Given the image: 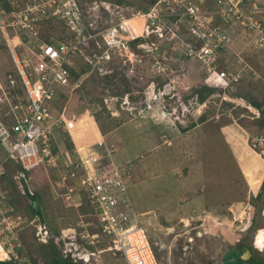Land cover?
<instances>
[{
    "label": "built area",
    "instance_id": "built-area-1",
    "mask_svg": "<svg viewBox=\"0 0 264 264\" xmlns=\"http://www.w3.org/2000/svg\"><path fill=\"white\" fill-rule=\"evenodd\" d=\"M9 4L10 8L0 6V46L5 42L10 46L16 71L0 77V177L6 167L13 168L10 178L18 192L31 199L35 196L31 172L40 169L52 193L68 207H79L86 196L93 210L87 215L97 218L99 229L89 232L87 227L94 222L81 216L78 227L55 234L39 214L30 218L15 210L8 192L0 188V261L20 257L24 249L21 234L28 228L38 242L53 241L63 257L77 263L103 264L102 254L110 252L125 264H160L131 205L126 182L129 171L116 161L117 147L102 136H94L85 145L73 139L71 147L60 145L57 135L68 122L55 114L54 103L71 85L66 66L80 60L91 71L104 73L115 56L125 57L124 62L135 57L136 64L138 55H145L152 70L160 68L154 73H171L174 66L167 52L172 55L170 49L179 48L181 76L189 77L185 63H198L205 84L218 89L202 101L195 93L200 104L217 95L226 102L242 101L259 117L256 107L229 93L245 72H251V66L240 52L234 55L232 67L222 66L221 56L232 43L228 28L233 24L253 33L257 30L255 43L262 41L264 6L244 0H155L146 10L107 0H91L87 10L79 0H9ZM106 16L114 17L109 25H105ZM48 19L62 21L72 40L43 39L40 23ZM133 20L141 27L130 31L127 24ZM135 39L140 40L133 49L130 42ZM148 93L164 97L170 94V84ZM255 143L264 146V135L256 136ZM79 237L90 245L109 243L89 250ZM257 245L264 249V228Z\"/></svg>",
    "mask_w": 264,
    "mask_h": 264
},
{
    "label": "rangeland",
    "instance_id": "rangeland-1",
    "mask_svg": "<svg viewBox=\"0 0 264 264\" xmlns=\"http://www.w3.org/2000/svg\"><path fill=\"white\" fill-rule=\"evenodd\" d=\"M244 1L246 4L256 2L257 5L264 6V0ZM89 3L88 0L81 1L82 9L87 10ZM130 4L135 8L143 6L141 0H131ZM113 19V16H106L105 25L112 23ZM127 25L130 31L141 27V23H136L135 20ZM228 30L232 43L222 54L221 65L232 67L234 55L240 52L239 56L252 68L250 73L243 74L240 93L244 97L263 100L264 37L262 41L255 43L257 30L253 33L236 24L229 26ZM50 33L61 38L65 33L63 23L55 21L40 29L41 37ZM0 48L2 77L9 69L15 71V67L8 48L5 45ZM167 53L174 64L171 73H154L160 68L156 66L152 70L150 58L138 55L137 59L140 60L136 64L135 57L128 62L122 60L125 57L115 58L119 62L118 68L123 70L115 75L118 81L108 77L98 78L97 73L90 70L78 79L73 78L71 85L64 88L54 105L55 114L63 115L68 122L64 130H59L61 140H69L67 132L70 137L73 134L78 145L91 143L93 136H102L116 146L121 125L128 124L133 140L147 138L145 144L150 146L156 142L162 143L163 139L171 142L172 151L164 146L158 152L163 162L157 160V166L152 170L146 167L148 156L142 155L143 159L139 157V150L134 148L135 141L123 152L128 157L138 154L133 160H137V163L132 162L133 166L131 163L126 165L129 171L127 192L161 264H221L226 250L239 243L252 249L253 255L258 256L261 253L257 245L259 235L252 243V236L255 234L252 226L258 228L264 222L259 209L264 202V146L257 145L255 137L264 135V128L251 124L252 109L244 107L245 103L242 101L226 102L216 95L206 101L205 105L200 104L194 96L206 84L199 78V75L202 76L199 64L185 63L189 77L184 78L178 72V57L175 53ZM130 69L132 72H129ZM121 81L123 83L114 86L115 82ZM166 83L170 84V94L160 97L158 94L154 96L148 93L151 88L156 91ZM152 85L155 87H151ZM217 91L218 89L214 92ZM235 92V86L229 90L233 96L236 95ZM244 97L241 96L245 99ZM1 108L4 110L5 107ZM201 118L203 119L200 120ZM81 125L86 132L80 130ZM164 126L170 134L165 132ZM123 129L124 127L122 131L126 133V129ZM126 144L128 142H124L123 148ZM31 173L34 180L32 185L40 191L39 206L45 208L50 203V215L54 216L57 223H51V227H57L59 233L61 229L73 226L71 219L77 215L74 208L67 207L60 197L52 193L50 184L46 183L40 169ZM154 173H163L164 176L155 178L152 177ZM2 189L13 193L12 186ZM43 189L49 191L50 198L43 195ZM259 192L260 199L252 202L253 194L257 195ZM249 205L254 206V212ZM180 211L188 212L185 220L187 218L189 222H185V225L182 223L181 226L178 224L179 229L171 234L169 224H177L173 217ZM250 216L253 217L252 225H249ZM158 225L164 234L157 232ZM175 225L173 228L177 226ZM185 229L193 236L188 238L189 233L187 235ZM27 232L24 231L21 236L24 237ZM158 236L164 246L160 252L154 247ZM25 238L28 239V245L35 241L28 234ZM27 255L30 256V253ZM29 256L19 257V263L46 264L38 259L33 263ZM102 256L104 264H125L121 257H113L110 252H105Z\"/></svg>",
    "mask_w": 264,
    "mask_h": 264
},
{
    "label": "trees",
    "instance_id": "trees-1",
    "mask_svg": "<svg viewBox=\"0 0 264 264\" xmlns=\"http://www.w3.org/2000/svg\"><path fill=\"white\" fill-rule=\"evenodd\" d=\"M0 5H2L3 7L6 8H10V4H9V0H0ZM81 1L83 0H79V3H81ZM91 1V0H88ZM111 1V0H108ZM131 0H112L111 2H115L118 4H122V5H131L130 4ZM143 2V6H141L140 8L143 10L148 9V7L150 5H152L155 0H141ZM55 21H58L56 19H48L45 20L43 22L40 23V29H44L45 25H48V23H53ZM61 23H63L62 21H60ZM64 26V23H63ZM50 36H53V33L51 34H47L46 36H42L45 40H49ZM72 36H69L66 34V32L64 33V35L61 37V39L64 40H72ZM140 39H135L133 41L130 42L132 48H135V43L137 41H139ZM171 51V49H170ZM180 49H174L172 51V53H175L174 55H176L179 58V53ZM118 56L113 57L112 61L108 64V68L106 70V72L104 73H100L97 70H92L93 72L95 71L98 75V78H113L112 80H116L118 81L117 78H115L116 74L120 71H123L121 69L118 68L119 66V62L117 60H115V58ZM120 58V57H118ZM172 61V60H171ZM172 65L173 61H172ZM68 71H69V76H70V80L72 83V79L73 78H80L81 76H83V74L86 73V71L90 70V67L86 64L81 62L80 60H77L73 65H67L66 66ZM91 71V70H90ZM15 75V72H13L11 69H9L8 71H6L2 76L3 78H5L8 75ZM88 74V73H87ZM122 75V74H121ZM160 75V74H159ZM248 75V74H247ZM124 77V75H122ZM125 78V77H124ZM160 78V77H159ZM126 79V78H125ZM127 80V79H126ZM126 80L124 81V83H126ZM129 80V79H128ZM161 81H166L168 79H160ZM244 80V78H241L236 84H235V89H236V95L238 97H244L243 94L240 93V85L242 83V81ZM123 83V81H121L120 83H114V86L116 84H121ZM163 86V85H162ZM128 88V87H127ZM127 88L123 91H126ZM215 89L213 87L207 86V85H203L200 89L197 90V94L199 96V100L202 101L206 98L207 95H209L211 92H213ZM113 92V91H112ZM21 93V91H20ZM246 99V101L248 103H250L252 106L256 107L259 110V117L256 115H252V122L251 124H255V126L259 127L260 129L264 128V99L263 100H257V99H253L249 96L244 97ZM203 118H201L200 120H202ZM62 139V138H61ZM60 145L63 147H71L72 144L71 142H69L68 139L65 138L64 140H60ZM0 150L2 152V147L0 145ZM14 172V169H9L6 167L4 173L1 175L0 177V188H9L12 186V191L8 192V196H9V203L14 207L15 210L19 211L22 214L27 215L28 217H33L35 214H39L40 217L48 224L49 228L51 229V231H54L55 233L58 232V228L56 227H51V223H54L56 220L54 218V216L51 214L50 215V208H49V202L47 204V206L44 208L42 206H39V193L40 191L35 189V196H33L31 199H29L27 196L25 195H21L13 180L10 178L12 176ZM44 174V173H43ZM45 177V175H44ZM46 179V177H45ZM34 181V180H33ZM34 183V182H33ZM46 183H47V179H46ZM48 186V184H47ZM44 190V191H43ZM43 195L45 194L47 197H49V191H47V189H43ZM261 193H257V195L254 193L253 194V198H252V202L255 200H259ZM50 198V197H49ZM48 198V199H49ZM47 199V201H48ZM68 207V206H67ZM72 208V207H69ZM75 210V213H77V215H75V217L73 219H71L72 222L71 225L78 227V222L79 220H81V216H83L84 219H90L91 221L94 222L93 225H89L87 227V229L89 230V232H93L99 229L98 227V221L97 218L93 215H87L89 212H93L92 208L89 206L87 198L85 195H83V203L82 205H80L79 207L75 208L73 207ZM72 208V209H73ZM259 209H262V206L259 207ZM254 206L252 205V212H254ZM261 216L264 218L263 214L261 213ZM253 220V217H252ZM252 220L250 221V225H252ZM56 223V222H55ZM57 224V223H56ZM253 230L255 231V234L252 236V240L254 243V241L257 239V236L259 235V233L263 230L264 228V222L263 224L258 227V228H254ZM79 229H81V227H79ZM78 229V230H79ZM25 231H28L26 234H24V237H22V241H23V245H24V249L21 250V254H20V259L21 257H28L29 255H27L28 253H30L29 256V260L32 261L34 263V260L38 259L42 262H46V264H84V263H77L74 262L71 257H63L60 249L55 245V243H53V241H49V243H40L38 242L35 237H34V233L33 230L25 228ZM80 231V230H79ZM30 235L31 237H33V239L35 241L31 242L30 245H28L27 241L28 239L25 238L26 235ZM78 241L81 243H84L89 250H94L97 248H101L103 245L109 243V241H105V242H100V243H95L94 245H90L87 244L86 240L83 238H78ZM26 243V244H25ZM242 243L237 244L236 246L230 247L226 250V252L223 255V260L221 262V264H264V252L261 251V253L256 256L253 255V250L250 249L247 246H244ZM154 249V248H153ZM103 255V254H102ZM157 256V254H156ZM113 257H116L115 255H113ZM20 259L17 260H13V261H0V264H21ZM102 261H103V256H102ZM35 264H38L37 262H35ZM44 264V263H43ZM104 264V261H103Z\"/></svg>",
    "mask_w": 264,
    "mask_h": 264
},
{
    "label": "crops",
    "instance_id": "crops-1",
    "mask_svg": "<svg viewBox=\"0 0 264 264\" xmlns=\"http://www.w3.org/2000/svg\"><path fill=\"white\" fill-rule=\"evenodd\" d=\"M137 23V22H136ZM198 75V74H197ZM200 77L199 78H201V79H203V76H201V75H199ZM124 127V129H126V133H124L123 131H122V128ZM84 126L83 125H81V126H79V128H81L80 130H82V131H84V132H86L85 131V129L83 128ZM165 127V126H164ZM123 129V130H124ZM168 128H166L165 127V132L167 133H169L170 131L168 130ZM121 132H123L124 133V135H122V133ZM67 135H68V138H69V142H71L72 143V139L74 140V138L75 137H73V134H72V131H71V134H72V137H70V134H68L67 132H65ZM92 134V133H91ZM170 134V133H169ZM56 135H57V133H56ZM156 135V134H155ZM58 137L60 136H62L61 135V133L60 134H58L57 135ZM128 136H129V138H128ZM140 136H142L143 137V135H140ZM164 136H165V134H164ZM94 137V136H93ZM123 138V139H122ZM164 138V137H163ZM120 139V140H119ZM134 138L132 137V132L130 131V126H128V124H122L121 125V127H120V129H119V135L117 136V141H116V146H117V153H116V155H115V159H116V161L118 162V163H120V164H122V165H128V164H132V162H134V163H137L136 161H133L134 160V158H137L138 156V154H136L135 156H133V157H128V156H126V155H124L123 154V152H124V150H126L127 149V146H130V143H133L134 141V145H135V147L134 148H136V149H138L139 150V157H141V159H143L142 158V155L144 156V155H147L148 156V159H147V161H146V167L149 169H151L152 170V168L153 167H155V166H157V163H156V161L157 160H161V163L163 162L162 161V159H160V157L158 156V152L164 147V146H166L167 148H168V150L169 151H172V149H170L171 148V142H166L164 139L162 140V143H160V142H156V144H152L151 146L150 145H147V144H145V142L147 141V138H144V139H140V138H138V140H137V138H135L136 140H133ZM133 140V141H132ZM155 140H156V136H155ZM124 142H128V144H126V145H124V147L125 148H123V144H124ZM63 146V145H62ZM125 153V152H124ZM142 162H143V160H142ZM132 166H133V164H132ZM145 168V167H144ZM143 168V169H144ZM149 169V170H150ZM168 171H171V170H168ZM152 173V172H151ZM160 176H164V174L162 173V174H159V173H154V174H152V177H155V178H158V177H160ZM149 211V210H148ZM189 211V210H188ZM185 214H188V212H185V213H183L182 211H180L179 213H178V215H176L175 217H173L175 220H176V225L175 224H169V226L172 228V230H171V234L173 233V234H175V231H176V229H179L178 227V224H180V226L182 225V223H184V225L187 223V222H189V220H187V218H186V220H185ZM184 215V216H183ZM170 219H172V218H170ZM186 222V223H185ZM191 222V221H190ZM193 222V221H192ZM176 226L175 228H173V226ZM159 226L160 225H158V227H157V232L158 233H161V234H164V233H162L163 231H161L160 229H159ZM153 229L156 231V229L153 227ZM185 230H187V229H185ZM184 230V231H185ZM179 231V230H178ZM170 232V231H169ZM166 233V232H165ZM168 233V232H167ZM186 234L187 233H189V231L187 230V232H185ZM185 234V235H186ZM177 235H179L178 233H177ZM188 235V234H187ZM186 235V236H187ZM161 236V235H160ZM191 236H193L192 235V233H189V236H188V238H190ZM159 237V236H158ZM161 237H159L158 239H156L155 240V244H154V247L156 248V251L157 252H160V251H162V249L164 248V246H163V244L161 243ZM191 240V239H190ZM176 255V254H175ZM157 259L159 260V258L157 257ZM159 262H160V260H159ZM160 264H161V262H160ZM176 264H178V263H176Z\"/></svg>",
    "mask_w": 264,
    "mask_h": 264
},
{
    "label": "clouds",
    "instance_id": "clouds-1",
    "mask_svg": "<svg viewBox=\"0 0 264 264\" xmlns=\"http://www.w3.org/2000/svg\"><path fill=\"white\" fill-rule=\"evenodd\" d=\"M80 4V6H82V4L81 3H79ZM0 6H2V5H0ZM87 7V6H86ZM58 21H60V20H58ZM6 46L7 48H8V50H9V53H10V46L7 44V42H5V43H3L0 47H3V46ZM1 49V48H0ZM10 56H11V54H10ZM11 60H12V58H11ZM12 63H13V61H12ZM14 65V64H13ZM15 67V66H14ZM13 71V70H12ZM16 71V70H15ZM15 71H13V72H15ZM1 78H3V76L1 77ZM59 98V96L57 97V99ZM56 99V100H57ZM250 104V103H249ZM54 105H55V103H54ZM254 114V113H253ZM255 115V114H254ZM117 147V146H116ZM118 149V148H117ZM264 203V202H263ZM251 206V205H250ZM262 207H263V205H262ZM251 208H252V206H251ZM261 213H262V209H261ZM264 216V215H263ZM251 219H252V216H251ZM251 219L249 220V225H250V221H251ZM71 227V226H70ZM144 227V226H143ZM263 231V230H262ZM261 231V232H262ZM260 232V233H261ZM58 247V246H57ZM261 250V249H260ZM262 252L264 251V249L263 250H261ZM19 259V258H18Z\"/></svg>",
    "mask_w": 264,
    "mask_h": 264
}]
</instances>
